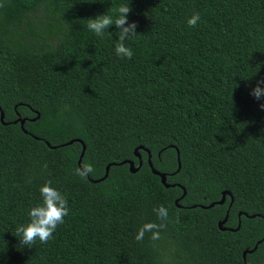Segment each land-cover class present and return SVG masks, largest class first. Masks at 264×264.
Wrapping results in <instances>:
<instances>
[{"label":"trees","instance_id":"obj_1","mask_svg":"<svg viewBox=\"0 0 264 264\" xmlns=\"http://www.w3.org/2000/svg\"><path fill=\"white\" fill-rule=\"evenodd\" d=\"M127 3L130 60L115 25L87 28ZM261 79L264 0H0V264H264ZM45 181L69 214L21 246ZM160 205V238L138 242Z\"/></svg>","mask_w":264,"mask_h":264},{"label":"clouds","instance_id":"obj_2","mask_svg":"<svg viewBox=\"0 0 264 264\" xmlns=\"http://www.w3.org/2000/svg\"><path fill=\"white\" fill-rule=\"evenodd\" d=\"M130 11L129 3L120 4L114 9L115 18H113V14L103 13L87 19V28L98 37H102L109 26L115 25L118 29V39H116L117 42L114 46L115 53L118 57L129 60L133 57V51L125 44V40L137 33L136 22H129L128 20ZM199 20V13H193L187 19V24L190 27H195ZM250 94L257 100L264 99V79L257 81ZM260 108L264 109V103L260 104ZM93 171V167L86 163L76 169V174L85 177ZM39 193L42 202L30 208L28 212L29 221L16 226L15 236L19 238L21 246L32 247L37 240L41 243H47L53 238L57 227L64 223V218L69 214L66 197L52 186L51 181H45L39 187ZM154 212L160 223L154 221L145 222L135 235V239L138 242L144 239L145 233H151L150 239L158 240L160 238V230L166 227L165 222L168 220V210L163 205H160L154 209Z\"/></svg>","mask_w":264,"mask_h":264},{"label":"water","instance_id":"obj_3","mask_svg":"<svg viewBox=\"0 0 264 264\" xmlns=\"http://www.w3.org/2000/svg\"><path fill=\"white\" fill-rule=\"evenodd\" d=\"M37 116H38V115H37ZM3 117H4V113H3V111L1 110V112H0V119H1V121H2L3 123H5V121L3 120ZM17 119L20 120L21 127H23L24 119H23V118H20V116H18ZM71 141H72V140H70V142H71ZM48 145H50V144L48 143ZM82 154H83V152H81L80 157H79V159H78V164H79V166H80V161H81ZM148 154H149V157H150V153H149V151H148ZM177 154H178L177 159H178V169H179V167H180V161H179V151H178V150H177ZM136 156L140 157V154H139V153H136ZM123 162H125V161H123ZM148 162H149V165L151 166L152 171H153L154 173L160 175V176H161V181H162L163 183H165L166 174H165V173H160L158 170H156V169L153 167L152 162L150 161V159H148ZM120 163H122V162H120ZM111 164H114V162H112V163L106 165L105 174H104V176H103L102 178H100V179H103L104 177L107 176L108 171H109V167H110ZM129 165H130V169H131V171H136V170L140 167V165H141V161H139V165H138V166H135L134 163H133L132 161H129ZM178 169H177V170H178ZM100 179H99V180H100ZM94 181H97V180H94ZM166 185H168V184H166ZM181 188L183 189V193H182L181 196H183V195L186 193V190H185L184 186H182V185H181ZM226 194H229V192H227V191H223L222 198H221V200L218 201L219 203H222V202L224 201V198H225V195H226ZM176 202H177V200H176ZM212 205H213V203L209 204L208 206H203V205H202V207H209V206H212ZM227 215H228V211H227L225 217H224L222 220H220V221L218 222V226H219L220 229H225V228H226L225 226H223V224H224V223L226 222V220H227ZM246 215H247V214H246ZM251 216H253V215H251ZM239 223H240V221H239ZM239 223H238V226H239ZM238 226H237L236 228H238ZM258 242H260V240H259ZM256 247H257V244H255V246H254L252 249H245V250L242 252V257H243L244 261H245V258H246V253H247V252H249V253L252 252L254 249H256Z\"/></svg>","mask_w":264,"mask_h":264}]
</instances>
